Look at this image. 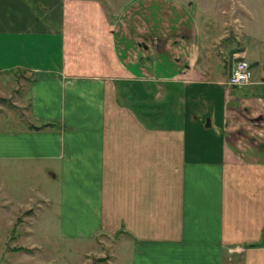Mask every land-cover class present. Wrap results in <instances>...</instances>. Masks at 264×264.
<instances>
[{
	"label": "crops",
	"instance_id": "crops-1",
	"mask_svg": "<svg viewBox=\"0 0 264 264\" xmlns=\"http://www.w3.org/2000/svg\"><path fill=\"white\" fill-rule=\"evenodd\" d=\"M154 1L132 50L101 11L0 0V83H24L25 113L0 111V167L49 179L64 241L112 238L128 264H264L261 46H207L193 12ZM240 60L252 82L230 89Z\"/></svg>",
	"mask_w": 264,
	"mask_h": 264
},
{
	"label": "rangeland",
	"instance_id": "rangeland-1",
	"mask_svg": "<svg viewBox=\"0 0 264 264\" xmlns=\"http://www.w3.org/2000/svg\"><path fill=\"white\" fill-rule=\"evenodd\" d=\"M69 1L85 17L95 15L100 20L101 11L110 24L116 20L117 45L125 44L132 50L149 48L151 41L146 44L149 36L145 35L144 23L153 16L154 0ZM169 1L193 12L207 46H218L226 37L231 44L249 39L261 46L264 62V0ZM155 16L159 24L166 21L165 13ZM166 31L164 26L156 27L155 37H163ZM21 85L24 83H0V111L7 109L19 118L25 117L19 106L22 96L17 88ZM9 117L0 113V129L10 125ZM48 181L34 167H0V264H128L126 251H119V246L116 250L112 238H98L91 244L60 238L57 196L53 188L48 189Z\"/></svg>",
	"mask_w": 264,
	"mask_h": 264
},
{
	"label": "built area",
	"instance_id": "built-area-1",
	"mask_svg": "<svg viewBox=\"0 0 264 264\" xmlns=\"http://www.w3.org/2000/svg\"><path fill=\"white\" fill-rule=\"evenodd\" d=\"M252 71L249 64L240 60L232 69L231 75L228 81V87L230 89H241L250 86L252 82Z\"/></svg>",
	"mask_w": 264,
	"mask_h": 264
},
{
	"label": "trees",
	"instance_id": "trees-1",
	"mask_svg": "<svg viewBox=\"0 0 264 264\" xmlns=\"http://www.w3.org/2000/svg\"><path fill=\"white\" fill-rule=\"evenodd\" d=\"M46 129H51V127L50 126H46V127H42L41 129H36L35 131L36 132H41V131H44Z\"/></svg>",
	"mask_w": 264,
	"mask_h": 264
}]
</instances>
